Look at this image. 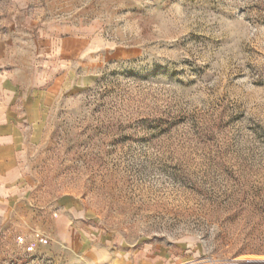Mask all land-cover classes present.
<instances>
[{
  "label": "rangeland",
  "instance_id": "374dc122",
  "mask_svg": "<svg viewBox=\"0 0 264 264\" xmlns=\"http://www.w3.org/2000/svg\"><path fill=\"white\" fill-rule=\"evenodd\" d=\"M0 70L57 85L0 264H264V0H0Z\"/></svg>",
  "mask_w": 264,
  "mask_h": 264
},
{
  "label": "crops",
  "instance_id": "0c3cea01",
  "mask_svg": "<svg viewBox=\"0 0 264 264\" xmlns=\"http://www.w3.org/2000/svg\"><path fill=\"white\" fill-rule=\"evenodd\" d=\"M47 79L0 70V223L12 218L32 194L24 161L44 129L45 110L57 88ZM58 204L78 210L69 197ZM58 233L65 240L71 236L65 227Z\"/></svg>",
  "mask_w": 264,
  "mask_h": 264
},
{
  "label": "bare ground",
  "instance_id": "6f19581e",
  "mask_svg": "<svg viewBox=\"0 0 264 264\" xmlns=\"http://www.w3.org/2000/svg\"><path fill=\"white\" fill-rule=\"evenodd\" d=\"M257 260V259H256ZM262 261V260H261Z\"/></svg>",
  "mask_w": 264,
  "mask_h": 264
}]
</instances>
